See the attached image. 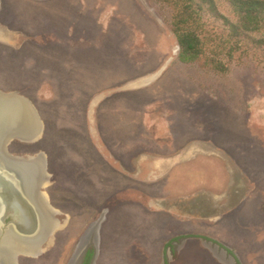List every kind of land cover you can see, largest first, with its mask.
I'll use <instances>...</instances> for the list:
<instances>
[{
	"label": "rangeland",
	"instance_id": "374dc122",
	"mask_svg": "<svg viewBox=\"0 0 264 264\" xmlns=\"http://www.w3.org/2000/svg\"><path fill=\"white\" fill-rule=\"evenodd\" d=\"M1 1L0 34L22 35L0 43V86L36 100L49 129L10 148L44 166L62 246L41 264H65L101 217L96 264H264V13L246 31L245 0ZM172 24L199 37L193 61ZM198 155L249 186L200 185L206 171L182 168Z\"/></svg>",
	"mask_w": 264,
	"mask_h": 264
},
{
	"label": "flooded vegetation",
	"instance_id": "af4514ba",
	"mask_svg": "<svg viewBox=\"0 0 264 264\" xmlns=\"http://www.w3.org/2000/svg\"><path fill=\"white\" fill-rule=\"evenodd\" d=\"M4 4H2V1L0 0V12L3 11ZM5 21H1V25H4ZM22 35V33L19 31ZM28 39V38H25ZM12 41V40H11ZM14 42V41H12ZM25 42V41H24ZM24 42L23 40L20 41L19 46L16 45L10 46L14 51L17 50H22L24 48ZM11 44V43H10ZM15 44V43H12ZM11 44V45H12ZM8 45V44H7ZM11 49V50H12ZM11 53V52H10ZM15 138V139H14ZM10 142L6 144L5 148L7 149L9 155H11L14 158H22V156H15L11 153V149L14 142H18L16 138L17 136H14ZM205 141V140H203ZM20 143V142H19ZM104 143H106L104 141ZM14 146L13 148H15ZM98 152V147L95 148ZM30 157V156H28ZM29 159V158H28ZM25 159V160H28ZM35 161V160H34ZM23 179V178H22ZM28 183V182H27ZM31 182L28 183V186H31ZM20 191L21 194L24 196L28 191V189H25L24 184L20 185ZM229 192V190H228ZM37 197L40 200H44L43 196L39 194V192L36 194ZM42 200V201H43ZM27 201L22 200V208L28 213V223H26L25 226H19V222L16 221V219L13 217V211H5L6 213L3 216V221L0 226V246L3 243L4 239L6 238L7 234L8 235H14L16 239H18L20 236V231L21 230H26L30 234H34L38 228V225L36 223V218H35V211H32L31 208H29V204L26 203ZM45 206L50 209V205L46 200H44ZM3 210H6V208H3ZM50 212V210H49ZM34 215V216H33ZM51 216V214H50ZM105 218L101 217L98 220H96L94 223H92L89 227H87L79 236V238L76 241L75 244V249L71 253L69 259L66 261L65 264H96L98 260V256L100 254V245H101V231L103 228V223H104ZM56 229V227H55ZM53 231V230H52ZM57 231V230H56ZM55 230L52 233V236L48 237L46 240L42 241H25L28 243V248L26 247L24 250H21L23 253H19L18 250H10L9 251V261H6L5 258H3L1 252H0V264H41L42 262H45L46 260L50 259L52 257V253L54 251L55 247H61L62 243L59 242V237L57 235L58 232ZM20 240V238H19ZM24 241V240H20ZM60 243V245L57 246V242ZM211 241V240H209ZM208 241V242H209ZM34 242V245L33 243ZM37 242V243H36ZM52 242V244H51ZM207 242V240H206ZM100 244V245H99ZM1 251V247H0ZM2 256V257H1Z\"/></svg>",
	"mask_w": 264,
	"mask_h": 264
},
{
	"label": "crops",
	"instance_id": "0c3cea01",
	"mask_svg": "<svg viewBox=\"0 0 264 264\" xmlns=\"http://www.w3.org/2000/svg\"><path fill=\"white\" fill-rule=\"evenodd\" d=\"M38 1H46V0H38ZM5 32H7V35H5L6 34ZM71 32H72V34H74L73 31H71ZM71 32H69V33H71ZM14 38H18V33H17V36H14L13 32H8V30L6 29L5 31H3L2 34H0V43H3L1 41L8 40V39L10 41V40H13ZM1 85L2 86H0V97L1 98H5L6 100H7L8 97H12V98H15L18 102H20L21 105L23 106L24 110L25 109L27 110V115L30 117L29 120H31V123H32V124H30V126H28L29 130L27 132H25L26 134L22 133V134H17L16 135L17 137L19 136L18 138H16L17 141L20 142V143L31 144V145L32 144L33 145H37L38 143H41L42 141H44L45 135L48 134V130L49 129L47 128V122L45 121L44 116L42 115L40 109L35 104L36 100H34V99L30 98V97H27V95L24 94L22 91L19 92L17 90H13V89H2L4 85L2 83H1ZM98 104H99V102L97 101L96 103H93L92 105L97 107ZM95 107H92V110L90 112V109L88 108V105H87V108L85 109V114L86 115L87 114L90 115V113L93 114L94 111H95L94 110ZM85 118H86V116H85ZM39 150H42V149L39 148ZM200 150H201L200 148H197L198 152ZM202 151H203V149H202ZM199 157L200 156L198 155V158L195 157L194 159H192L193 162H194L193 165L189 166L188 163H186V164H183L182 168H184L187 172H191V171H194V173L196 171L200 172V173L202 172L203 173L202 176H201L202 178H203L204 173L207 172L208 175L206 176V178H208V179H205V181H203V182H202V180L201 181L197 180V181H199L200 185H204V186L208 185L209 184V176H211V180H212V178H214V176H217L218 180L220 181V183H223V180H224V183H223V186L225 187L224 189L226 191L229 190L233 194L234 193L238 194L237 198H239V196H240L239 193L241 191H244L245 187L249 186V184H247V182L244 185H243V183H240V184H237V185L235 184L233 187H232V185L228 186V178L230 176L228 178H225V174H226L225 171H224L225 169L224 170L221 169L219 163L214 161V160H212V159H209L208 161H206V159L199 158ZM167 163L170 164L171 160H163V161L160 160V162L159 161H153L151 163L152 164L151 165V169H150V171L152 173V175L150 177L151 182L155 183L157 181L156 179H158L160 177L159 176V170L161 169L160 173H162V170L164 171V168H161V167H162V165L167 164ZM204 169H206V170H204ZM178 170H180V169H178ZM204 171H206V172H204ZM176 175H178V174H176ZM181 178H180L179 182L183 185V182L185 180L183 179L182 175H181ZM212 182H214V180H212ZM250 187H252V185ZM221 189H223V188H221ZM167 196H169V194ZM163 197H165V196H163ZM232 197L233 196H231L230 198H232ZM202 200H207L206 202H204V204H206L205 207H207V208L215 206L213 204V196L212 195L205 196V197L203 196ZM201 209H202V211H200V213L204 212L205 209H204L203 206L201 207ZM215 214H217V213L214 212V213L211 214V216H215ZM226 214H228V212H226ZM172 219L176 220L175 224L179 225L180 222H181L178 219L171 217V220ZM208 239H210V237ZM211 243H214V242H211ZM224 257H226V256H224ZM99 258H100V254L98 256V260H99ZM98 260H97V262H98ZM163 261H164V263L167 262L165 260H163Z\"/></svg>",
	"mask_w": 264,
	"mask_h": 264
},
{
	"label": "water",
	"instance_id": "95a60500",
	"mask_svg": "<svg viewBox=\"0 0 264 264\" xmlns=\"http://www.w3.org/2000/svg\"><path fill=\"white\" fill-rule=\"evenodd\" d=\"M179 50V46L175 48V52ZM0 126H4V130H0V226L3 221V216L6 213L5 211H13V217L16 219V221L19 222V226H25L26 223H28V213L22 208L23 204L21 203L22 200L27 201L26 203L29 204V208H31L32 211H35V218L36 223L38 225V228L36 232L32 235L26 230L20 231V240L24 241H44L48 239V237L52 236L53 231L49 233L45 230V222H44V215L41 211L40 206L35 201L37 197V193L39 192V182H40V176L38 177L39 181L38 183H32L31 186H28L27 182H24L23 170H22V164L31 163L34 160H25L21 158H14L11 155H9L7 149L5 148L6 144L8 143V133L11 130H8V124L0 123ZM15 130H13L14 132ZM11 136L13 134H10ZM36 161V160H35ZM39 168L42 169L44 166L40 165ZM22 170V171H21ZM23 173V174H22ZM23 178V179H22ZM26 178V177H25ZM26 188H29L30 190H26V194L23 196L20 191V185H23ZM27 186V187H26ZM43 200V199H42ZM44 204V200H43ZM46 205V204H44ZM3 208H6V210H3ZM34 216V215H33ZM9 237L12 240H19L16 239L14 235H8L6 238ZM5 238V239H6ZM37 243V242H36ZM19 253H23L21 250L17 249Z\"/></svg>",
	"mask_w": 264,
	"mask_h": 264
},
{
	"label": "bare ground",
	"instance_id": "6f19581e",
	"mask_svg": "<svg viewBox=\"0 0 264 264\" xmlns=\"http://www.w3.org/2000/svg\"><path fill=\"white\" fill-rule=\"evenodd\" d=\"M29 118L30 117L27 115V110L26 109L24 110L21 103L18 102L15 98L8 97L6 100L5 98L0 97V123L5 122L6 124H8V130H11L8 133V137L9 136L11 137L10 134L16 136L17 134H22L27 132L29 130L28 126L32 124ZM0 130H4V126H0ZM13 130L15 131L13 132ZM40 165L41 164L38 160L27 164H22V170L24 172V174L23 173L22 174L23 176L26 177V178L24 177V182L38 183L39 181L38 177L40 176L39 174L41 173V169L39 168ZM26 189H28V191L30 190L29 188ZM40 199L36 197L35 201L40 206L41 211L44 215L45 230L46 232L49 231L50 233L51 230L56 227V223L50 216V212L48 208L43 204V201ZM32 243L34 245V242ZM27 246L28 243L25 241L12 240L11 238L7 237L6 239H4L3 243L0 246L1 247L0 252L3 258H5L6 261H9L10 258L8 256L10 250H14V249L24 250Z\"/></svg>",
	"mask_w": 264,
	"mask_h": 264
},
{
	"label": "trees",
	"instance_id": "16d2710c",
	"mask_svg": "<svg viewBox=\"0 0 264 264\" xmlns=\"http://www.w3.org/2000/svg\"><path fill=\"white\" fill-rule=\"evenodd\" d=\"M192 2L193 0H189ZM202 3H205L206 0H199ZM240 4V12L242 10L244 20V28L248 31L251 24H258L260 21V17L264 13V1L262 0H245V1H237ZM173 25V24H172ZM175 25V24H174ZM173 25V26H174ZM238 28L234 29V32H239ZM183 31V30H182ZM179 27H175L173 29V34L177 40V44L179 46V59L183 63H189L194 60L196 57V49L200 45V40L198 36H195L192 33L182 32ZM264 45V42L262 41Z\"/></svg>",
	"mask_w": 264,
	"mask_h": 264
}]
</instances>
